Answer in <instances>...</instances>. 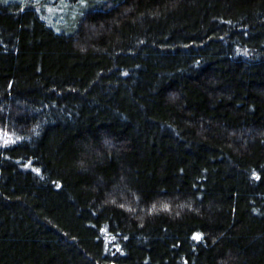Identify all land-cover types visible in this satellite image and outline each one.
Masks as SVG:
<instances>
[{"label":"trees","instance_id":"1","mask_svg":"<svg viewBox=\"0 0 264 264\" xmlns=\"http://www.w3.org/2000/svg\"><path fill=\"white\" fill-rule=\"evenodd\" d=\"M0 129V264H264V0H0Z\"/></svg>","mask_w":264,"mask_h":264},{"label":"rangeland","instance_id":"2","mask_svg":"<svg viewBox=\"0 0 264 264\" xmlns=\"http://www.w3.org/2000/svg\"><path fill=\"white\" fill-rule=\"evenodd\" d=\"M12 139L6 131L0 129V145L11 143Z\"/></svg>","mask_w":264,"mask_h":264},{"label":"snow or ice","instance_id":"3","mask_svg":"<svg viewBox=\"0 0 264 264\" xmlns=\"http://www.w3.org/2000/svg\"><path fill=\"white\" fill-rule=\"evenodd\" d=\"M34 171H39L38 169H33ZM195 240H197V241H199V240H201V236L199 235V234H196V235H194V237H193Z\"/></svg>","mask_w":264,"mask_h":264}]
</instances>
